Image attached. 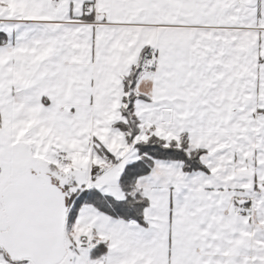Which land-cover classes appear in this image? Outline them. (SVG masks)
Listing matches in <instances>:
<instances>
[{"label": "snow or ice", "instance_id": "1", "mask_svg": "<svg viewBox=\"0 0 264 264\" xmlns=\"http://www.w3.org/2000/svg\"><path fill=\"white\" fill-rule=\"evenodd\" d=\"M0 264H264V0H0Z\"/></svg>", "mask_w": 264, "mask_h": 264}]
</instances>
